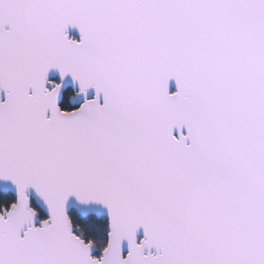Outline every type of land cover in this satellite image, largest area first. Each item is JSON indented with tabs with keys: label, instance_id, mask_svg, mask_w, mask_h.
<instances>
[{
	"label": "snow or ice",
	"instance_id": "snow-or-ice-1",
	"mask_svg": "<svg viewBox=\"0 0 264 264\" xmlns=\"http://www.w3.org/2000/svg\"><path fill=\"white\" fill-rule=\"evenodd\" d=\"M0 264H264V0H0Z\"/></svg>",
	"mask_w": 264,
	"mask_h": 264
},
{
	"label": "rangeland",
	"instance_id": "rangeland-1",
	"mask_svg": "<svg viewBox=\"0 0 264 264\" xmlns=\"http://www.w3.org/2000/svg\"><path fill=\"white\" fill-rule=\"evenodd\" d=\"M75 34V33H74Z\"/></svg>",
	"mask_w": 264,
	"mask_h": 264
},
{
	"label": "water",
	"instance_id": "water-1",
	"mask_svg": "<svg viewBox=\"0 0 264 264\" xmlns=\"http://www.w3.org/2000/svg\"><path fill=\"white\" fill-rule=\"evenodd\" d=\"M74 34V33H73Z\"/></svg>",
	"mask_w": 264,
	"mask_h": 264
}]
</instances>
